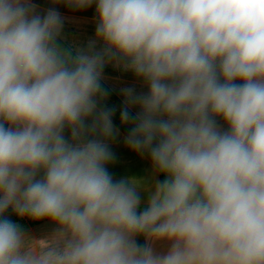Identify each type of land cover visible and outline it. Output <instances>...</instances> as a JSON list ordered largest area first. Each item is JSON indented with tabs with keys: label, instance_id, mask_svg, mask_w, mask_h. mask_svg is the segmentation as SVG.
<instances>
[{
	"label": "clouds",
	"instance_id": "clouds-1",
	"mask_svg": "<svg viewBox=\"0 0 264 264\" xmlns=\"http://www.w3.org/2000/svg\"><path fill=\"white\" fill-rule=\"evenodd\" d=\"M51 3L95 5L94 38L0 0V264H264V0ZM109 65L147 88L119 111ZM122 129L149 177L110 172Z\"/></svg>",
	"mask_w": 264,
	"mask_h": 264
},
{
	"label": "crops",
	"instance_id": "crops-1",
	"mask_svg": "<svg viewBox=\"0 0 264 264\" xmlns=\"http://www.w3.org/2000/svg\"><path fill=\"white\" fill-rule=\"evenodd\" d=\"M38 5V11L43 13L49 7H56L64 18L63 42L66 45L76 44L78 46H86L88 41L94 38L95 32V5L83 10H75L66 7L64 4L53 5L51 0H33ZM103 86L109 91V99L107 103L117 108L121 106L123 101L122 88L135 87L137 92L147 91L142 82L136 80L130 72H124L119 68L111 65L104 70ZM118 111L116 123L119 126ZM121 138L111 144L112 150L116 153L115 162L109 166L114 178L135 176L137 178H146L151 175V165L146 158H141L137 154L127 149L123 143V133L126 129L121 130ZM163 179L164 177H159ZM143 196V194H142ZM30 235L35 238H41L49 234L54 225L45 221L35 226H29L26 220L22 223ZM144 242V240H143ZM163 248V246H158Z\"/></svg>",
	"mask_w": 264,
	"mask_h": 264
},
{
	"label": "trees",
	"instance_id": "trees-1",
	"mask_svg": "<svg viewBox=\"0 0 264 264\" xmlns=\"http://www.w3.org/2000/svg\"><path fill=\"white\" fill-rule=\"evenodd\" d=\"M8 215H9L13 220H16V217L11 213V210H9ZM22 221H23V220H20V221H18V222H19V223H22ZM26 221H27V224H28L29 226H35V225H38V224H40V223L45 222V221L32 222V221H29V220H26ZM139 242H140V243H144V242H143V238H139Z\"/></svg>",
	"mask_w": 264,
	"mask_h": 264
}]
</instances>
